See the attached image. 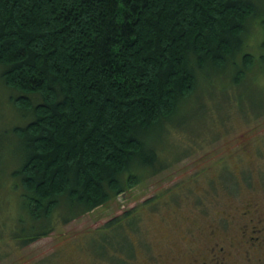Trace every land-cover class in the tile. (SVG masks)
I'll use <instances>...</instances> for the list:
<instances>
[{"label":"trees","instance_id":"trees-1","mask_svg":"<svg viewBox=\"0 0 264 264\" xmlns=\"http://www.w3.org/2000/svg\"><path fill=\"white\" fill-rule=\"evenodd\" d=\"M257 9L254 0H0V79L31 119L14 133L23 148L11 176L25 210L15 238L28 245L52 232L56 211L68 223L160 170L150 133L174 122L197 77L228 71L242 83L252 61L241 43Z\"/></svg>","mask_w":264,"mask_h":264},{"label":"rangeland","instance_id":"rangeland-1","mask_svg":"<svg viewBox=\"0 0 264 264\" xmlns=\"http://www.w3.org/2000/svg\"><path fill=\"white\" fill-rule=\"evenodd\" d=\"M259 1L241 43L252 61L242 83L233 85L228 71L197 77L193 97L178 106L174 122L147 138L160 141L155 166L163 167L68 223L56 211L52 232L28 245L15 238L25 210L11 174L23 148L15 129L31 119L15 107L16 92L0 79V264L180 262L196 254L209 225L230 232V221H242L245 204L264 206V0Z\"/></svg>","mask_w":264,"mask_h":264},{"label":"flooded vegetation","instance_id":"flooded-vegetation-1","mask_svg":"<svg viewBox=\"0 0 264 264\" xmlns=\"http://www.w3.org/2000/svg\"><path fill=\"white\" fill-rule=\"evenodd\" d=\"M239 218L242 221H230V232L225 225H209L195 255L166 264H264V206L247 203Z\"/></svg>","mask_w":264,"mask_h":264}]
</instances>
